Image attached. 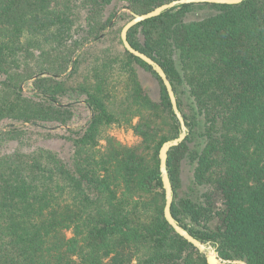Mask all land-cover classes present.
Here are the masks:
<instances>
[{"label": "trees", "instance_id": "obj_1", "mask_svg": "<svg viewBox=\"0 0 264 264\" xmlns=\"http://www.w3.org/2000/svg\"><path fill=\"white\" fill-rule=\"evenodd\" d=\"M170 1L0 0V264H208L164 217L159 151L180 128L160 76L124 48L67 85L121 8ZM128 39L189 128L167 162L172 214L223 259L264 264V0L179 5ZM124 124L137 143L109 132Z\"/></svg>", "mask_w": 264, "mask_h": 264}, {"label": "water", "instance_id": "obj_2", "mask_svg": "<svg viewBox=\"0 0 264 264\" xmlns=\"http://www.w3.org/2000/svg\"><path fill=\"white\" fill-rule=\"evenodd\" d=\"M244 1L246 0H173L168 3H164L160 5L149 12L142 13V14H133V18L130 19L123 26L121 30V40H122L124 48L128 52L133 54L134 56L139 57L144 62H146L148 65H150L152 69L162 79L166 87V90L168 92L170 101H171L172 110L179 121L180 131H179L178 136L165 141L159 151L160 173H161L163 188L165 191L164 217L166 221L169 223V225L175 230V232L178 235L183 237L185 240L191 243L194 247H196L200 253L205 255L208 264H246V263L243 261H230V260L223 259L218 254L217 247L214 246L212 242L210 241L203 242L199 240L198 238H196L182 224H180L179 221L172 214V205L174 201V189H173V185H172V182L169 176L167 162H168L169 152L174 147L181 145L185 141L187 136L189 135V128L186 124L182 111L179 109L174 88L172 86V83L166 71L161 66V64L157 62L155 59H153L151 56H149L148 54L132 46V44L130 43L128 39V33L137 24L145 20L160 16L164 12L170 10L171 8L179 6V5L193 4V3H213V4H231L232 5V4H240Z\"/></svg>", "mask_w": 264, "mask_h": 264}, {"label": "rangeland", "instance_id": "obj_3", "mask_svg": "<svg viewBox=\"0 0 264 264\" xmlns=\"http://www.w3.org/2000/svg\"><path fill=\"white\" fill-rule=\"evenodd\" d=\"M126 11L125 8H121L119 10V14L122 12ZM118 15L112 20L111 24L104 30L102 34L103 41L99 43V45H94L95 43L89 44V46L92 47L89 50H85L86 48L80 49L73 57V61L77 59L78 54L84 53V55L81 56L80 58V63H79V68L78 70L74 73L73 76H71L67 80V85L68 87H76L80 83L86 81V77H90L92 75V70L98 65L102 60H97L100 55H102V52L105 50L106 52L111 53V55H115L119 51L124 50V46L121 40V30L123 26L127 23L126 20L120 19L118 21ZM116 23V24H115ZM94 45V46H93ZM85 51V52H84ZM104 51V52H105ZM71 70V69H70ZM139 73L141 76L142 80H150L152 87L154 88V94H158V82L157 80L149 74L147 71L144 69L140 68ZM114 78V77H113ZM119 81H118V80ZM123 78H115L113 81V87H112V94L118 97V101L121 100L123 96V92L121 91L124 90V86L127 84L126 81H122ZM30 86H27L25 90H29ZM69 95H71V90H69ZM71 97V96H70ZM70 97H67V100H71ZM117 100V98H116ZM80 107V104L78 105ZM83 113L85 116H82V119H78L79 123L74 126H70L71 128H80L82 126L86 125V111L83 110ZM137 121V119L135 120ZM109 132L115 136L118 140L121 142L132 145L137 143L138 137L134 134L133 130L126 124L118 126V125H113Z\"/></svg>", "mask_w": 264, "mask_h": 264}]
</instances>
